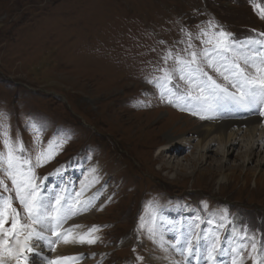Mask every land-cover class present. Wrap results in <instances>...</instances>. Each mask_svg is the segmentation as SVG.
Masks as SVG:
<instances>
[{
	"label": "rangeland",
	"instance_id": "374dc122",
	"mask_svg": "<svg viewBox=\"0 0 264 264\" xmlns=\"http://www.w3.org/2000/svg\"><path fill=\"white\" fill-rule=\"evenodd\" d=\"M220 31L239 42L240 55L252 57L259 48L252 41H264V0H0V153L6 157L11 147L35 165L53 141L61 146L33 168L35 184L77 156L86 161L79 166L101 178L107 202L83 221L94 236L85 249L91 264H157L179 238L199 235L239 250L237 264H259L251 236L246 252L241 241L234 248L235 234L223 238L236 216L245 226L264 223V140L238 138L196 154L201 121L184 95L199 93L175 71L179 59L212 48L205 41L214 43ZM167 73L170 84L158 85ZM173 85L179 100L170 94ZM236 127L244 132L246 124ZM63 176L60 192L68 201L80 186L84 196L100 187L87 173L82 183ZM0 182V194L27 213L7 173L0 172ZM21 212L24 233L32 224ZM45 246L51 250L32 264H52L56 247ZM8 258L0 251L2 264H12Z\"/></svg>",
	"mask_w": 264,
	"mask_h": 264
},
{
	"label": "snow or ice",
	"instance_id": "6c2138e0",
	"mask_svg": "<svg viewBox=\"0 0 264 264\" xmlns=\"http://www.w3.org/2000/svg\"><path fill=\"white\" fill-rule=\"evenodd\" d=\"M213 35L217 37L214 43L211 40L205 41V44L212 43V48H204L200 53L191 52L190 59H179L177 61L179 68L175 71L180 73L179 79L197 89L199 93L196 96H191L190 93L184 95L185 103L192 106L188 110L192 111V108H195L200 112H213L218 108H226L230 104L243 107H247L252 103L264 104V41H252L258 45L261 51H257L252 57H248L239 54L237 48L239 42L233 40L230 34L220 31ZM243 47L244 45H240V48ZM206 68L214 72L216 77L224 83L218 82L213 75L209 74ZM171 75L172 73H167L165 78L156 81V83L160 86L170 84ZM230 88L235 89V91H230ZM172 89L173 91L170 94L175 100H179L182 94L179 93L175 85L172 86ZM165 94H168L167 89L165 93H162V95ZM173 102L174 100H169V103ZM192 114L196 115L197 112L192 111ZM201 118L208 117L201 116ZM48 143L52 147L37 156L35 165H32L29 159L14 154L11 147L8 148L6 157L3 153H0V172L7 173L10 177L14 186L15 197L28 213L33 224L40 225V230L31 228L23 240L19 239L20 233L29 226L18 225L17 217L19 213L11 205L12 197L5 198L0 194V236L16 241V245L13 247L7 240L0 239V248H3V251L14 259L16 264H24V261L27 260V253L40 255L45 242L48 240L44 232L51 230L53 227L51 221H55L54 227L59 228L65 219L74 214L72 206L64 207L69 199L66 194L54 193L51 199L55 200L56 207L49 211L50 204L44 202V199L40 196L39 185L35 184L36 176L33 168L42 167V162L46 161L49 155L61 146L58 143H53V141ZM5 145H8L7 140H5ZM19 151L22 152L24 149L21 147ZM25 165H28V167L25 168ZM4 187L7 189V185ZM74 195L78 197L80 193H74ZM90 202L89 199L87 202L80 204L81 209H86ZM76 203H80L78 199ZM9 221L10 227H5ZM53 234L58 238L61 236L59 232ZM65 242L68 241L65 240ZM84 242L83 239L80 240V243ZM87 242L93 243L94 241L89 240ZM50 243H55V241ZM252 247L255 251L254 243ZM262 250H264V246H262ZM213 252H215L214 245L212 250L207 253L209 259L213 258ZM237 256H239V250L233 256V264H236ZM59 259L70 260L72 258L61 257ZM0 264H2V261H0Z\"/></svg>",
	"mask_w": 264,
	"mask_h": 264
},
{
	"label": "bare ground",
	"instance_id": "6f19581e",
	"mask_svg": "<svg viewBox=\"0 0 264 264\" xmlns=\"http://www.w3.org/2000/svg\"><path fill=\"white\" fill-rule=\"evenodd\" d=\"M172 119L174 120L173 121L174 124L178 122L177 118L173 117ZM234 123H235L234 121L229 120V119L223 120L221 122L212 121L210 123H206V122L200 123L196 127V131L198 133V134L196 133L198 135L197 141L195 142V144H193L194 150L196 149V154L201 155V151H204L206 148L210 147L214 143H217L219 145V148L221 149L223 146H225V144H227L229 142H235L238 140V138L243 140V141L249 140L252 144H254V143H260L261 144L263 142V140H264V126L258 123L257 118H250L247 121L243 122L246 124V128H245L244 132L240 129V127L233 128ZM194 158L195 157H193V159ZM77 165L78 164H76V166L74 168L71 167L68 170H64L65 171L64 174L69 176L68 180L70 182L73 181V179L75 177H78L79 182L82 183L81 178H83L85 173H87V177L90 179V181L94 180V178H96L93 175V174H95L94 171H92L93 174H89L90 170L88 167H84L82 165L77 166ZM62 176L60 179H63L64 176L63 177ZM57 179L58 178H55V176L53 175L52 180H48L45 185L42 182L40 184L38 183V185H40V187L42 188L40 196L44 199L45 203L48 202L50 204L49 211H51L52 206H56V204H55V200H53L51 198L50 199L48 198L49 200L47 199L46 193H47L48 189H50L49 185L51 183H54ZM87 181H88V179L85 180V182H87ZM101 181L102 180L100 177H97L94 180V185H98L100 187H98L97 190L94 189L93 193L89 191L88 196L87 195L84 196L86 191L83 189L82 186H80L77 189V193H80L78 198H76V195L73 194V198L70 201H68L67 205L64 206L65 208H67L68 206H71V202L76 203V201L78 199L80 203L77 204V208H73L74 214H71L67 219H65L59 228H55L54 227L55 221H51V223L53 225L52 229L44 232V235L48 238L47 242L55 241V243H50L51 245L52 244L54 245L53 247H56V248H53V250L51 252L52 255L54 256V258L52 259V264H76V261L80 257L81 252H84V245L86 243H88L87 241L92 236L90 234V228H88V227L85 228L86 223L84 224L83 221L84 222H90L89 218H91V217L95 218L96 215L101 214V213L98 214L97 212L103 207V205L106 201L105 198L108 194V191H106V190H105L106 195L103 192L102 184H99V182H101ZM66 185H67V183H66ZM72 185H73V183H72ZM69 187H70V185H69ZM56 192H60V189H55L53 191V194ZM60 194H61V192H60ZM63 194H64V192H63ZM89 199L91 201L90 204H88L86 209L82 210L80 207V204L87 202ZM93 204H94V206H93ZM95 213H97V214H95ZM34 228H36L37 230H40V225L36 224V226H34ZM56 231L61 233V236L59 238L53 234ZM239 232L235 233V235L237 236ZM55 236H56L57 240H54ZM1 238H2V236H0V239ZM81 239H83L85 242L80 243ZM65 240H67L68 242H65ZM5 247H6V245H5ZM48 248L49 247L44 246V248H43L44 252H48L50 249V248L49 249ZM0 251L3 252V248L0 249ZM59 251L65 252V254L64 255H58L55 257V255L59 254V253H55V252H59ZM61 257H71L72 259H70V260L59 259Z\"/></svg>",
	"mask_w": 264,
	"mask_h": 264
}]
</instances>
